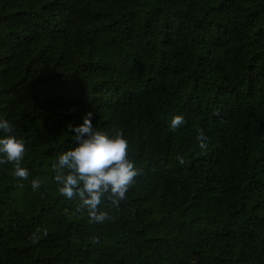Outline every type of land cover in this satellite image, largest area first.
Instances as JSON below:
<instances>
[{
	"label": "trees",
	"instance_id": "obj_1",
	"mask_svg": "<svg viewBox=\"0 0 264 264\" xmlns=\"http://www.w3.org/2000/svg\"><path fill=\"white\" fill-rule=\"evenodd\" d=\"M89 112L137 170L99 223L53 180ZM0 118V264H264V0H0Z\"/></svg>",
	"mask_w": 264,
	"mask_h": 264
},
{
	"label": "clouds",
	"instance_id": "obj_2",
	"mask_svg": "<svg viewBox=\"0 0 264 264\" xmlns=\"http://www.w3.org/2000/svg\"><path fill=\"white\" fill-rule=\"evenodd\" d=\"M91 116L89 112L80 124L70 125L76 143L61 152L52 167L57 191L69 199L79 197L80 205L88 210L90 222L99 223L108 215L98 210L101 200L107 197L113 204L124 200L137 170L128 158L126 137L121 133L110 135L94 127ZM183 123L184 115L175 114L171 117L170 127L175 129ZM199 140V147L205 148L203 133ZM24 154V142L12 134L10 122L0 118V163L12 162V175L21 180L29 175V170L21 166ZM30 183L37 189L42 181L33 178Z\"/></svg>",
	"mask_w": 264,
	"mask_h": 264
}]
</instances>
